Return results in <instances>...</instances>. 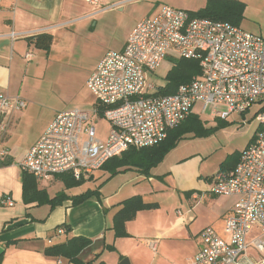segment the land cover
<instances>
[{"label": "built area", "instance_id": "1", "mask_svg": "<svg viewBox=\"0 0 264 264\" xmlns=\"http://www.w3.org/2000/svg\"><path fill=\"white\" fill-rule=\"evenodd\" d=\"M166 57L195 59L200 73L175 93L160 95L166 81L157 80L154 72ZM86 85L96 106L58 112L20 160L24 172L42 181L66 173L86 179L129 148L162 142L196 104L200 114L213 105L210 115L221 120L247 113L264 100V36L163 5L157 14L137 22L122 49L104 54ZM220 104L226 109L218 110ZM25 107L24 99L0 92V132L6 129L4 111ZM96 118L109 122L104 140L97 136ZM254 119L262 129L232 169L213 174L208 188L211 195L236 196L225 218V235L210 226L202 229L203 247L185 264H264V108ZM13 204L9 195H0V206ZM254 227L261 235L249 244L246 237ZM63 232L59 228L58 233ZM251 244L260 252L258 258L243 259Z\"/></svg>", "mask_w": 264, "mask_h": 264}, {"label": "crops", "instance_id": "2", "mask_svg": "<svg viewBox=\"0 0 264 264\" xmlns=\"http://www.w3.org/2000/svg\"><path fill=\"white\" fill-rule=\"evenodd\" d=\"M129 1L98 0V4H93L87 0H0V92L26 101L24 109L5 110L2 115L6 129L0 132V195H9L14 204L0 206V246L4 249L0 264H56L58 261L76 264L67 256L47 252L49 247L72 237L90 240L76 255L82 262L98 255L106 264H119L124 257H128L130 264H185L203 247L202 229L210 226L225 235V218L236 196L208 193L211 177L220 169L209 174L202 172L199 153L175 161H170L173 152L168 153L146 171L138 164L123 167L114 175L103 169L109 178L120 181L113 193H102L106 196L104 201L98 195L73 203L72 196L77 194L71 193V188L65 189L55 177L48 181L34 178V182L46 197L52 198L63 191L67 199L53 207L44 202V197L24 201V182H32V178L20 168L19 162L58 112H44L37 92L25 90L22 82L27 75L37 78L42 72L40 64L50 57L57 38L62 36L61 31L73 24L89 26L92 19L102 16L106 10L114 7L121 11ZM240 1L245 6L238 26L246 20L249 11V5ZM132 29L116 50L125 46ZM47 35L51 37L49 43ZM197 106L200 109V105ZM197 112L193 109L192 114L204 123ZM207 119L204 126L210 125V119L227 121L212 117L210 113ZM107 131L108 127L101 135L97 129V136L104 140ZM234 158L225 170L233 168ZM161 175H164L162 180L159 179ZM169 182L174 187L168 185ZM136 195L144 202L156 203V207L137 211L125 222L127 235L116 236L112 228L113 216L123 200ZM62 227L64 232L58 233ZM260 235V229L254 227L247 234V242L250 244ZM246 258L255 259L245 254L243 259Z\"/></svg>", "mask_w": 264, "mask_h": 264}, {"label": "rangeland", "instance_id": "3", "mask_svg": "<svg viewBox=\"0 0 264 264\" xmlns=\"http://www.w3.org/2000/svg\"><path fill=\"white\" fill-rule=\"evenodd\" d=\"M207 1L130 0L125 4L123 10L118 11L113 7L106 10L97 19H92L89 24L90 28L86 26V23L83 25L73 24L65 31H61L62 36L57 38L50 57L46 58L45 62H41L42 72L38 74V77L27 75L22 86L25 90L31 89L35 93L37 92L38 101L44 112L57 113L74 108L91 110L97 102L87 88L88 77L102 55L108 50L118 49L123 38L141 18L152 16L163 5L196 12L205 7ZM244 2L249 5V11L246 20L240 26L248 32L264 36V2L261 0H244ZM174 59L179 58H165L161 66L154 72L157 80L165 79ZM147 78L150 76L147 75ZM197 105L194 107L196 112ZM216 107L218 110L226 109L223 104ZM212 109L213 105H209L202 115L198 113L199 111L197 112L203 118V124H206L204 120H208ZM255 109L256 105H253L244 116L231 114L226 122L210 119V125L204 126L206 128L204 133L185 134L166 152L164 157L173 152L170 161H175L199 153L202 157V161H200L202 172L209 174L219 170L222 164L231 163L233 156L237 155L239 151L241 152L250 137L254 135L259 126L253 118ZM96 127L102 135L107 127L109 128V122L103 118H96ZM83 139L82 136L80 145ZM102 170H95L90 175L91 178H87L81 185L71 188L70 192L79 194L87 189L97 190L99 198L101 197L100 199L104 201L105 195L113 193L112 191L117 189L120 181L109 178L110 176ZM163 176H159V179L162 180ZM168 185L174 187L170 182ZM259 254L258 249L252 244L246 251L247 256L254 258H258Z\"/></svg>", "mask_w": 264, "mask_h": 264}, {"label": "trees", "instance_id": "4", "mask_svg": "<svg viewBox=\"0 0 264 264\" xmlns=\"http://www.w3.org/2000/svg\"><path fill=\"white\" fill-rule=\"evenodd\" d=\"M244 6L245 4L240 0H208L206 6L201 10L196 12L190 11V13L192 16L223 20L228 21L234 25H238L239 21L242 18ZM46 38L47 43H49L51 38L50 35H47ZM48 46L49 45L47 44L46 47ZM199 73L200 67L197 60L185 58L174 59L171 69L165 76L166 83L163 87L159 88L158 93L160 95L173 94L175 93L179 85L189 82L194 76L198 75ZM262 102L264 103V100H261L257 103L256 109L253 113V118L255 117L257 112L261 111L264 108V104L259 105V103ZM99 108L100 111L103 109L102 107ZM260 129H262V126L259 125L255 130L254 136ZM205 130L206 128H204L201 119L197 115L191 114L189 115V117L180 122V124H178L176 127L170 129L166 138L159 144L152 147L140 149L129 148L120 156L113 157L108 160L101 169H107L110 175H114L121 171L120 169L123 167L138 164L137 166L142 167L143 170L146 171L150 167L160 162L166 152L176 144L179 138H181L185 134H189L192 132L201 134L204 133ZM254 136L252 137V139L254 138ZM239 156L240 154L234 156L236 158L234 166L238 162ZM139 161L141 162V164L139 163ZM226 167L227 164H222L220 170H225ZM28 176L32 178V182H24V201H36L41 197H44V202L53 207L68 198V196L63 191L57 192L52 198L46 197L44 191L37 189L36 182H34L35 177L31 174H29ZM55 178H58L63 183L65 189L77 187L85 181V178L75 179L67 173L57 175L55 176ZM88 178L91 177L89 176ZM92 196H98V191L87 189L80 194L72 196V202L79 203ZM121 205V208H119L113 216L112 228L114 229L116 236L127 235L125 222L132 219L137 211L143 209H152L156 207V203L144 202L138 195L123 200L121 202ZM89 242L90 240L84 237H72L62 244H57L49 247L47 249V252L52 255L67 256L71 259L72 262L76 264H106L104 261L98 259V255L87 262L78 260L76 255L81 249L86 247ZM107 248L112 249L113 247L107 246Z\"/></svg>", "mask_w": 264, "mask_h": 264}, {"label": "water", "instance_id": "5", "mask_svg": "<svg viewBox=\"0 0 264 264\" xmlns=\"http://www.w3.org/2000/svg\"><path fill=\"white\" fill-rule=\"evenodd\" d=\"M4 249L3 247L0 246V256L2 255ZM119 264H130V261L128 259V257H124Z\"/></svg>", "mask_w": 264, "mask_h": 264}]
</instances>
